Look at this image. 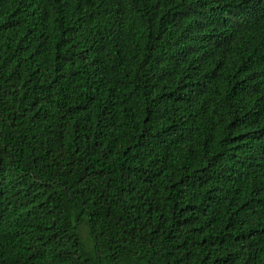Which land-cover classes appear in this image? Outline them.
<instances>
[{
    "label": "trees",
    "instance_id": "16d2710c",
    "mask_svg": "<svg viewBox=\"0 0 264 264\" xmlns=\"http://www.w3.org/2000/svg\"><path fill=\"white\" fill-rule=\"evenodd\" d=\"M105 261L264 264V0H0V264Z\"/></svg>",
    "mask_w": 264,
    "mask_h": 264
},
{
    "label": "rangeland",
    "instance_id": "374dc122",
    "mask_svg": "<svg viewBox=\"0 0 264 264\" xmlns=\"http://www.w3.org/2000/svg\"><path fill=\"white\" fill-rule=\"evenodd\" d=\"M66 205H67L66 206L67 210L77 228L84 249L91 257H94L95 255L94 243L90 234L87 217L84 215L80 219H77L78 216L77 210L69 203H66ZM104 264H110V263L105 261Z\"/></svg>",
    "mask_w": 264,
    "mask_h": 264
}]
</instances>
